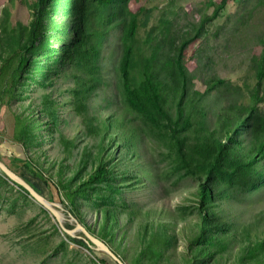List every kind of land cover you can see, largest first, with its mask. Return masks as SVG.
Returning a JSON list of instances; mask_svg holds the SVG:
<instances>
[{
    "label": "rangeland",
    "instance_id": "1",
    "mask_svg": "<svg viewBox=\"0 0 264 264\" xmlns=\"http://www.w3.org/2000/svg\"><path fill=\"white\" fill-rule=\"evenodd\" d=\"M36 2L0 0V160L123 264H264V0ZM0 264L117 263L0 172Z\"/></svg>",
    "mask_w": 264,
    "mask_h": 264
},
{
    "label": "water",
    "instance_id": "2",
    "mask_svg": "<svg viewBox=\"0 0 264 264\" xmlns=\"http://www.w3.org/2000/svg\"><path fill=\"white\" fill-rule=\"evenodd\" d=\"M0 172L4 175L7 179L14 182L16 185L22 187L24 192L28 194L33 200L37 203L42 205L46 208L54 219L57 221L60 229L69 237H74L75 233L81 232L85 237V242L88 244L89 247H94L95 249L102 251L107 254L113 261L117 264H123L121 260L101 241H99L96 237H94L91 233H89L82 225L79 223L75 224L73 229H67L62 225L61 219L57 211L51 206L52 204L49 203L41 194L35 191L27 181H25L22 177L18 176L14 173L11 169H9L1 160H0Z\"/></svg>",
    "mask_w": 264,
    "mask_h": 264
},
{
    "label": "trees",
    "instance_id": "3",
    "mask_svg": "<svg viewBox=\"0 0 264 264\" xmlns=\"http://www.w3.org/2000/svg\"><path fill=\"white\" fill-rule=\"evenodd\" d=\"M43 2H44V0H37V2L35 3V15H36L35 19H36V22L40 21V19L42 18ZM111 2H112V0H108V4H110ZM75 36H76V38H78L77 32H75ZM77 42L79 44V41H77ZM129 60H130V53L127 50L125 52L123 59H122V62H121V67H122V71H123L122 77H123L125 82H127V80H128V75H126L125 72L127 71V67L129 66ZM260 69H261V67H260ZM260 69H258V70H260ZM257 127L264 129V119L263 118L259 120V122L257 123ZM262 137H264V135ZM7 147L8 148H7V152L5 153V155L12 156L15 159L19 160V162H22V163L25 162L26 159H24L23 154L20 153V149H18L19 147L17 145H8ZM0 154H1V152H0ZM100 173H101V170H98L95 174L90 176V180L95 179L96 176L99 175ZM33 175H29L27 177L32 178ZM20 176L32 184V182L26 176H22V175H20ZM38 181H42L41 176H39ZM42 182H43V184H41V185L44 186L45 188H47V190L50 192L48 182L46 180L42 181ZM18 187L24 191V189L22 187H20V186H18ZM34 187H35L36 191L43 196V194L41 193V190H39V187H36V186H34ZM202 196L203 197L206 196L204 192L202 193ZM78 221L81 222L80 220H78Z\"/></svg>",
    "mask_w": 264,
    "mask_h": 264
},
{
    "label": "bare ground",
    "instance_id": "4",
    "mask_svg": "<svg viewBox=\"0 0 264 264\" xmlns=\"http://www.w3.org/2000/svg\"><path fill=\"white\" fill-rule=\"evenodd\" d=\"M59 215V218L61 219V216H60V214H58Z\"/></svg>",
    "mask_w": 264,
    "mask_h": 264
}]
</instances>
